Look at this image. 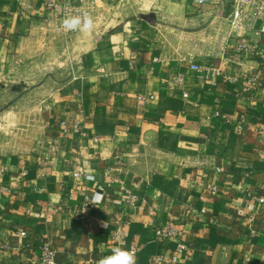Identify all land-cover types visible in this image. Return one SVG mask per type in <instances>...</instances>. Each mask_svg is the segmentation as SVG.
<instances>
[{"label":"crops","instance_id":"obj_1","mask_svg":"<svg viewBox=\"0 0 264 264\" xmlns=\"http://www.w3.org/2000/svg\"><path fill=\"white\" fill-rule=\"evenodd\" d=\"M199 1L67 37L42 0H0V264H39L45 243L56 264L134 245L136 264H264L262 18L235 34L233 0Z\"/></svg>","mask_w":264,"mask_h":264},{"label":"built area","instance_id":"obj_2","mask_svg":"<svg viewBox=\"0 0 264 264\" xmlns=\"http://www.w3.org/2000/svg\"><path fill=\"white\" fill-rule=\"evenodd\" d=\"M22 1V0H19ZM43 6L47 9L51 10L57 16L53 18H47L46 21L48 25L53 24L59 32H62L65 36L70 37L79 31H65L63 28V20L66 15H79L84 11H87L90 15L97 9H99V4L104 2V0H42ZM204 0H200L199 4H204ZM22 4H24L22 2ZM254 8V13L249 15L253 18H262V25L260 31L264 36V15L262 11L264 9V0H233L232 2V15L230 20V25L233 29V33L238 34L240 27L242 26V21L245 18L249 9ZM236 51L241 56L242 54H254L260 56L261 49L257 45H252L248 42L240 43L236 47ZM192 69L200 70L198 65H192ZM184 81V76H179L176 80L177 83H182ZM258 77L252 75L247 79L248 88L254 87L257 85ZM189 94L185 93L184 97H188ZM78 124V123H77ZM78 127H76L77 129ZM75 176H84L85 179L90 180L93 177L90 175H85L82 172L75 173ZM93 195L85 194L84 195V203L78 209L76 216L83 221H90L91 213L95 209L98 204H92ZM136 195H132L128 198V202L130 204H134L136 202ZM103 201V197H102ZM101 201V202H102ZM100 202V203H101ZM99 203V204H100ZM157 239L159 241H165L169 239L176 238L178 236L177 229L172 225H167L164 227H159L156 231ZM123 231H119L116 234V237L122 238ZM181 249H184V245H180ZM138 247L134 245L131 247L132 252H137ZM39 264H56L55 262V251L51 248L48 243H45L41 249V256Z\"/></svg>","mask_w":264,"mask_h":264},{"label":"rangeland","instance_id":"obj_3","mask_svg":"<svg viewBox=\"0 0 264 264\" xmlns=\"http://www.w3.org/2000/svg\"><path fill=\"white\" fill-rule=\"evenodd\" d=\"M178 0H104L99 4V9L91 15L94 18L95 25L93 30L86 32L90 35H100V33L112 28L128 29L136 22H141V15L151 14L153 12H162L167 9L170 3ZM79 31L78 33H80ZM44 71V70H42ZM27 79L28 87L39 86L47 78L43 75H27L25 77H16L15 82L21 79ZM28 93V92H27ZM1 112V111H0ZM1 118V114H0ZM0 125V137L5 136Z\"/></svg>","mask_w":264,"mask_h":264},{"label":"clouds","instance_id":"obj_4","mask_svg":"<svg viewBox=\"0 0 264 264\" xmlns=\"http://www.w3.org/2000/svg\"><path fill=\"white\" fill-rule=\"evenodd\" d=\"M95 25L94 18L84 11L79 15H66L63 20V28L65 31H81L89 32L93 30ZM102 201V193L97 192L92 197V204H99ZM98 264H136L135 253L123 247H115L111 250V254L102 257Z\"/></svg>","mask_w":264,"mask_h":264},{"label":"water","instance_id":"obj_5","mask_svg":"<svg viewBox=\"0 0 264 264\" xmlns=\"http://www.w3.org/2000/svg\"><path fill=\"white\" fill-rule=\"evenodd\" d=\"M141 18L147 22L152 23L155 19V16H154V14H143V15H141Z\"/></svg>","mask_w":264,"mask_h":264}]
</instances>
